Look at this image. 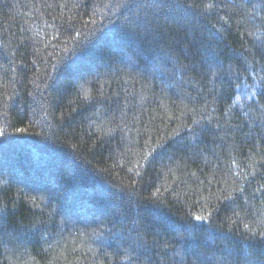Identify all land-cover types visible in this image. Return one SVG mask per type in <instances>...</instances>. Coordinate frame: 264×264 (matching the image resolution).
Returning <instances> with one entry per match:
<instances>
[{
	"label": "trees",
	"instance_id": "trees-1",
	"mask_svg": "<svg viewBox=\"0 0 264 264\" xmlns=\"http://www.w3.org/2000/svg\"><path fill=\"white\" fill-rule=\"evenodd\" d=\"M261 232L264 0H0V264H264Z\"/></svg>",
	"mask_w": 264,
	"mask_h": 264
},
{
	"label": "snow or ice",
	"instance_id": "snow-or-ice-1",
	"mask_svg": "<svg viewBox=\"0 0 264 264\" xmlns=\"http://www.w3.org/2000/svg\"><path fill=\"white\" fill-rule=\"evenodd\" d=\"M196 219H197V220H201V219H206V217H200V216H197ZM245 227H247V226H245ZM260 236H261V237H264V232H261V233H260Z\"/></svg>",
	"mask_w": 264,
	"mask_h": 264
}]
</instances>
